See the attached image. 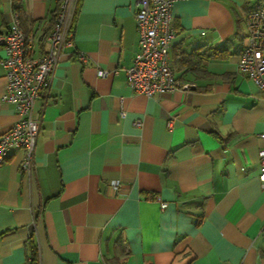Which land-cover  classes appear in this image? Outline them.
<instances>
[{
	"label": "crops",
	"instance_id": "1",
	"mask_svg": "<svg viewBox=\"0 0 264 264\" xmlns=\"http://www.w3.org/2000/svg\"><path fill=\"white\" fill-rule=\"evenodd\" d=\"M60 1L23 0V29L49 33ZM138 2L81 0L35 103L33 171L15 149L0 166V264H25L31 237L40 264H264V92L238 64L260 0L177 1L170 60L189 89L153 96L126 81ZM13 13L0 0V32ZM3 57L0 135L19 118Z\"/></svg>",
	"mask_w": 264,
	"mask_h": 264
},
{
	"label": "built area",
	"instance_id": "2",
	"mask_svg": "<svg viewBox=\"0 0 264 264\" xmlns=\"http://www.w3.org/2000/svg\"><path fill=\"white\" fill-rule=\"evenodd\" d=\"M180 0H139L135 10L139 33V51L132 65L126 70L128 86L147 96L189 89L176 75L171 65L170 49L176 39L173 6ZM78 0H63L55 24L49 33H27L17 13L5 32H0V48L4 51L1 63L5 69V103L13 104L19 115L14 125L0 135V166L6 162L10 151H22L20 169L31 174L41 120L36 114L35 103L47 93L66 45L72 44V21ZM247 42L239 55V69L248 75L264 92V0L250 10L245 19ZM45 46L46 49L41 52ZM40 51V53L38 52ZM82 62L86 55H80ZM101 76L107 75L100 70ZM172 126V121L169 122ZM264 143V131L260 133ZM261 161L260 182L264 188V144L259 150ZM115 189L119 181H113ZM161 202L162 208L168 206Z\"/></svg>",
	"mask_w": 264,
	"mask_h": 264
},
{
	"label": "trees",
	"instance_id": "3",
	"mask_svg": "<svg viewBox=\"0 0 264 264\" xmlns=\"http://www.w3.org/2000/svg\"><path fill=\"white\" fill-rule=\"evenodd\" d=\"M13 2V10H14V13H17L19 18H20V21H21V25H22V17H23V0H12ZM63 0L60 1L59 3V6H58V9L53 17V23H52V28L55 24V21H56V17H57V13H58V10L62 4ZM80 2L81 0H78L77 2V7H76V11H75V14H74V17L75 15L77 14V11H78V8H79V5H80ZM51 28V29H52ZM214 51V50H213ZM223 51L221 50H218L215 48V54L216 56L217 55H220ZM28 247H29V257H28V260L25 264H40V258H39V251H38V247H37V244L34 242V239L33 237H31L29 239V243L27 244Z\"/></svg>",
	"mask_w": 264,
	"mask_h": 264
}]
</instances>
